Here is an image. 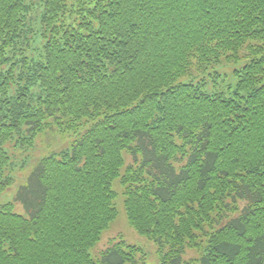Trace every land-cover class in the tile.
<instances>
[{"label": "trees", "instance_id": "16d2710c", "mask_svg": "<svg viewBox=\"0 0 264 264\" xmlns=\"http://www.w3.org/2000/svg\"><path fill=\"white\" fill-rule=\"evenodd\" d=\"M115 182L159 264H264V0H0V264H95Z\"/></svg>", "mask_w": 264, "mask_h": 264}, {"label": "rangeland", "instance_id": "374dc122", "mask_svg": "<svg viewBox=\"0 0 264 264\" xmlns=\"http://www.w3.org/2000/svg\"><path fill=\"white\" fill-rule=\"evenodd\" d=\"M35 17L38 16V13H33ZM223 67L220 68V70ZM227 75L225 82H219L217 88H214L213 91H222L221 87H225L228 84L233 83L232 78V68L228 66L224 72ZM52 133V132H51ZM53 136H49L46 139H38L37 147L34 149V154L39 156L40 154H46L51 151L52 146H58V149H53L54 152H59L62 149V145L68 146V137L57 132L52 133ZM54 148V147H52ZM26 182V178L24 183ZM113 187L117 192V197L114 201V205L117 209L118 215L115 221H113L109 228L104 230L101 233L100 240L96 243L94 247H92L89 251L91 258L94 260L95 264H99L100 253L105 250L109 241L115 238H121L129 244L135 245L141 249V253L136 257V264H159L158 257L156 255V247L153 241L146 239L145 237L138 234L135 230H133L129 224L127 223L124 207H123V196L121 195V189L118 182L113 183ZM16 185L11 187L8 191L2 193L0 195V205L6 203H12L14 207V212L23 213V210L19 204L14 205V196H15ZM144 254V257L141 256ZM188 256L191 258H195L197 253L193 251H189ZM143 259V262L141 260Z\"/></svg>", "mask_w": 264, "mask_h": 264}]
</instances>
